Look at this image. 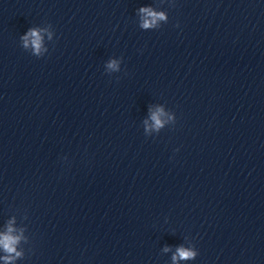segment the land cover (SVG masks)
I'll return each instance as SVG.
<instances>
[{"label":"clouds","instance_id":"obj_1","mask_svg":"<svg viewBox=\"0 0 264 264\" xmlns=\"http://www.w3.org/2000/svg\"><path fill=\"white\" fill-rule=\"evenodd\" d=\"M140 13L142 14V24L141 27L144 29L153 28L157 25L158 21L166 20L167 17L163 12L154 11L152 8L144 7L141 8ZM23 46L24 48H28L29 45L32 46L34 54L39 55L42 47V36L40 29H30L23 37ZM109 69H117L118 65L116 61H111L107 65ZM162 114V110H158L157 112L152 113L151 119L154 121V126L158 129L162 126V121L160 119V115ZM13 229L9 227L8 232L5 234H0V247L4 249L7 255L3 257L6 264L11 261L14 257L11 255L15 253L16 256H19L20 253L15 252V245L19 242L18 236L11 235ZM166 251L168 249H165ZM196 256V253L191 249H186L184 247H179L176 250V253L173 255L172 259L175 264L177 260H187L193 259Z\"/></svg>","mask_w":264,"mask_h":264}]
</instances>
